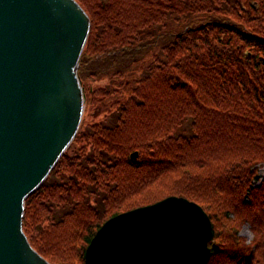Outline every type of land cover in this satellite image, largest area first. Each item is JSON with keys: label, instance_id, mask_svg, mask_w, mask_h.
Wrapping results in <instances>:
<instances>
[{"label": "trees", "instance_id": "trees-1", "mask_svg": "<svg viewBox=\"0 0 264 264\" xmlns=\"http://www.w3.org/2000/svg\"><path fill=\"white\" fill-rule=\"evenodd\" d=\"M77 1L85 113L26 198L32 246L86 264L107 219L178 195L212 220L207 264H264V0Z\"/></svg>", "mask_w": 264, "mask_h": 264}, {"label": "water", "instance_id": "water-1", "mask_svg": "<svg viewBox=\"0 0 264 264\" xmlns=\"http://www.w3.org/2000/svg\"><path fill=\"white\" fill-rule=\"evenodd\" d=\"M90 29L77 0H0V264H52L23 229L25 200L80 127ZM212 234L199 203L171 195L106 220L86 264H207Z\"/></svg>", "mask_w": 264, "mask_h": 264}, {"label": "rangeland", "instance_id": "rangeland-1", "mask_svg": "<svg viewBox=\"0 0 264 264\" xmlns=\"http://www.w3.org/2000/svg\"><path fill=\"white\" fill-rule=\"evenodd\" d=\"M260 174L262 177H264V165L260 168ZM242 234L245 235L248 240L252 238V232L248 225L244 226V228L242 229Z\"/></svg>", "mask_w": 264, "mask_h": 264}]
</instances>
